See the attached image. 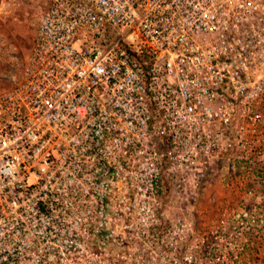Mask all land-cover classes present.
Masks as SVG:
<instances>
[{"label":"built area","instance_id":"built-area-1","mask_svg":"<svg viewBox=\"0 0 264 264\" xmlns=\"http://www.w3.org/2000/svg\"><path fill=\"white\" fill-rule=\"evenodd\" d=\"M16 66L0 264H196L182 248L204 241L165 215L160 182L260 157L264 0H50Z\"/></svg>","mask_w":264,"mask_h":264},{"label":"rangeland","instance_id":"rangeland-1","mask_svg":"<svg viewBox=\"0 0 264 264\" xmlns=\"http://www.w3.org/2000/svg\"><path fill=\"white\" fill-rule=\"evenodd\" d=\"M49 3L0 0V90L29 52ZM158 199L165 215L191 221L203 239L196 250L182 248L196 264H264V150L257 159L220 155L191 174L165 173Z\"/></svg>","mask_w":264,"mask_h":264},{"label":"trees","instance_id":"trees-1","mask_svg":"<svg viewBox=\"0 0 264 264\" xmlns=\"http://www.w3.org/2000/svg\"><path fill=\"white\" fill-rule=\"evenodd\" d=\"M259 147H260V145H259Z\"/></svg>","mask_w":264,"mask_h":264}]
</instances>
